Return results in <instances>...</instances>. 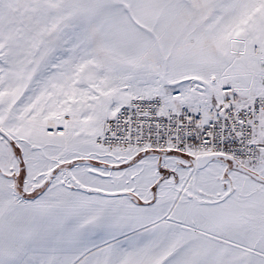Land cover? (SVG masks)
<instances>
[{"label": "snow or ice", "instance_id": "snow-or-ice-1", "mask_svg": "<svg viewBox=\"0 0 264 264\" xmlns=\"http://www.w3.org/2000/svg\"><path fill=\"white\" fill-rule=\"evenodd\" d=\"M0 264H264V0H0Z\"/></svg>", "mask_w": 264, "mask_h": 264}]
</instances>
